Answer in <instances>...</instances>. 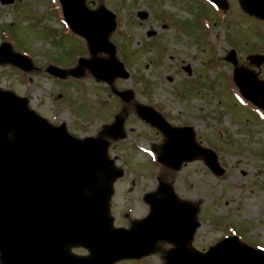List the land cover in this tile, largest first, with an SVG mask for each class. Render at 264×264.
<instances>
[{"label":"rangeland","instance_id":"374dc122","mask_svg":"<svg viewBox=\"0 0 264 264\" xmlns=\"http://www.w3.org/2000/svg\"><path fill=\"white\" fill-rule=\"evenodd\" d=\"M84 1L91 9L103 6L116 15L110 40L130 77L116 78L114 86L130 91V101L108 95L111 86L91 72L68 83L45 72L56 56L63 68L74 67L78 55L93 58L86 41L70 32L57 0H0V45L8 41L14 51H29L32 64L38 66L27 72L1 64L0 88L28 97L30 107L56 124L66 123L78 137L103 135L116 114L124 118L123 137L109 149L115 165L124 169L113 186L115 225H129L144 216L149 207L143 203V192L156 191L164 180L198 208L200 224L192 247L208 250L232 223L264 249V112L245 104L231 79L234 67L240 66L264 79V61L257 63L251 56L264 54V44L259 47L264 43V20L248 15L239 0H227L223 9L210 0ZM233 49L236 65L227 59ZM140 104L154 107L172 125L191 126L197 142L217 153L225 172L214 173L201 157L179 170L141 159L150 153L152 142H160L161 134L136 115ZM142 169H147L143 177ZM136 179L138 200L127 217V191ZM170 247L158 244L142 262L117 264H165Z\"/></svg>","mask_w":264,"mask_h":264},{"label":"water","instance_id":"95a60500","mask_svg":"<svg viewBox=\"0 0 264 264\" xmlns=\"http://www.w3.org/2000/svg\"><path fill=\"white\" fill-rule=\"evenodd\" d=\"M10 1L3 0L4 3ZM214 1L222 7L227 5L225 0ZM60 2L66 21L73 31L87 39L92 54L106 52L109 57L81 58L74 69L50 66L47 71L59 77L68 74L81 76L86 67L97 79L109 83L116 77L127 78L129 73L116 58L115 46L108 40L116 26L115 15L104 7L90 10L84 0ZM241 2L249 13L264 18V0ZM10 48L7 43L2 45L0 63L11 62L27 70L33 68L29 59L13 53ZM235 80L244 96L264 108V81L241 68L235 70ZM128 93L123 94L126 99L129 98ZM140 110L143 115L149 113V116H145H152V122L168 135L179 131V134L185 133L179 142L168 144L160 157L161 162L179 169L184 160L201 156L213 171L223 172L214 151L193 142L191 128L173 130L163 124L150 108L140 106ZM107 146L106 140L93 137L77 139L66 132L64 125L51 126L28 108L27 99L0 90V156H20L26 161L34 158L26 163L21 177L22 193L41 198L48 197L54 190L56 201L65 194L70 206L67 226L70 242L91 249L90 257L71 256L67 258L66 264H113L123 258L141 257L151 253L155 243L162 239H168L177 246L167 257L168 264H264V252L241 244L234 236L222 240L206 254L190 250L187 244L198 226L195 220L197 209L178 200L172 187L167 184H161L166 193L165 199L159 201L155 195H150L153 207L147 218L137 222L131 229L113 228L108 216V188H101L97 177L99 172H105L104 180L110 181L121 174L111 167L112 162L106 156ZM85 189L91 190L92 195L86 196ZM31 264H40V259Z\"/></svg>","mask_w":264,"mask_h":264},{"label":"flooded vegetation","instance_id":"af4514ba","mask_svg":"<svg viewBox=\"0 0 264 264\" xmlns=\"http://www.w3.org/2000/svg\"><path fill=\"white\" fill-rule=\"evenodd\" d=\"M161 141L162 143L165 141L163 136H161ZM142 173L144 176L146 170H144ZM138 182V179L132 181V187L128 190V203L133 206H135L138 200L134 197ZM146 193L147 192H143V195ZM142 200L143 203H145L144 196H142ZM145 205L147 206L146 203ZM21 210L22 206L20 204H0V264H17V258L19 254V240H21V234L18 227V224L21 223L22 220V215L20 214ZM36 217H38V214H36ZM51 218L52 220L54 219V214L51 215ZM51 238L53 239L52 242L54 243V234L51 235ZM62 249L70 250L69 244L63 243Z\"/></svg>","mask_w":264,"mask_h":264}]
</instances>
